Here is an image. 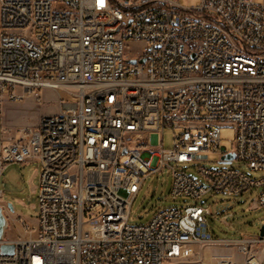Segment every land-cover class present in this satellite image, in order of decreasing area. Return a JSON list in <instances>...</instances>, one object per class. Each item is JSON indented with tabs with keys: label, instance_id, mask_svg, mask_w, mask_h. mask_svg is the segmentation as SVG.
<instances>
[{
	"label": "built area",
	"instance_id": "2783aa9c",
	"mask_svg": "<svg viewBox=\"0 0 264 264\" xmlns=\"http://www.w3.org/2000/svg\"><path fill=\"white\" fill-rule=\"evenodd\" d=\"M259 1L0 0V123L6 103L59 95L58 111L37 129L2 126L0 177L10 164L36 161L44 186L35 226L13 215L19 238L0 241V264H264L254 251L264 237H214L200 205L129 224L144 181L165 168L175 198L259 189L264 208V178L204 165L210 154L223 165L234 154L230 164L264 173ZM225 124L235 130L231 151L221 146ZM172 164H197L207 185ZM3 245L14 253L2 254ZM218 248L242 259L206 252Z\"/></svg>",
	"mask_w": 264,
	"mask_h": 264
},
{
	"label": "rangeland",
	"instance_id": "374dc122",
	"mask_svg": "<svg viewBox=\"0 0 264 264\" xmlns=\"http://www.w3.org/2000/svg\"><path fill=\"white\" fill-rule=\"evenodd\" d=\"M184 7L192 8L200 0H180ZM264 5V0L259 1ZM139 50L127 51L128 57H133ZM62 96L70 100L65 94ZM43 101L39 104L35 97H29L21 102L6 103L1 115L0 135L2 126L11 128L31 127L37 129L41 119L47 115L55 114L58 111L59 95L53 91H45L42 94ZM163 146L165 149L174 147V132L165 130L162 134ZM235 130L230 124H225L221 129V146L231 151L234 147ZM209 162L204 163L208 169L212 170H238L254 180L264 178V173L253 172L247 165L240 161H234L232 164L223 165L218 161V154H210ZM179 170L187 169V173L200 180L197 173V164L194 165H176ZM40 164L36 161L26 164H10L4 170L0 177V189L2 198L0 204H11L14 213L8 215L9 226L6 236L11 239L19 238V231L16 230V217L25 218L31 225L35 226L39 214L37 188L40 181ZM173 184L172 171L165 168L146 178L142 189L134 200L131 207L129 224L131 226L148 225L155 215L166 209H181L186 206L200 205L210 211L208 216V225L210 232L214 237L223 240H237L242 237L259 238L260 230L264 226V208L259 207L258 198L260 190H252L244 194L229 193H209L200 200L185 197H173L171 195ZM207 185V184H206ZM5 208V206H3ZM6 209V208H5ZM8 210V209H6ZM7 212V211H6ZM9 212V210H8ZM18 229L20 227L18 226ZM21 231V229H20ZM254 251L264 258V245L255 247ZM211 255L232 256L236 260H241L242 256L236 249H208ZM206 260L210 262L207 257Z\"/></svg>",
	"mask_w": 264,
	"mask_h": 264
},
{
	"label": "water",
	"instance_id": "95a60500",
	"mask_svg": "<svg viewBox=\"0 0 264 264\" xmlns=\"http://www.w3.org/2000/svg\"><path fill=\"white\" fill-rule=\"evenodd\" d=\"M132 63H135L133 61ZM235 158L234 154H228L224 160L226 164H230L231 161ZM8 210L10 213H14V208L11 204H8ZM9 226V218L6 212V209L3 206H0V241H4L6 238V232ZM264 237V226L260 230V238ZM1 252L4 255H12L14 253V245H3L1 247Z\"/></svg>",
	"mask_w": 264,
	"mask_h": 264
},
{
	"label": "bare ground",
	"instance_id": "6f19581e",
	"mask_svg": "<svg viewBox=\"0 0 264 264\" xmlns=\"http://www.w3.org/2000/svg\"><path fill=\"white\" fill-rule=\"evenodd\" d=\"M89 133H98V126H89ZM44 186V177H40L39 187Z\"/></svg>",
	"mask_w": 264,
	"mask_h": 264
},
{
	"label": "crops",
	"instance_id": "0c3cea01",
	"mask_svg": "<svg viewBox=\"0 0 264 264\" xmlns=\"http://www.w3.org/2000/svg\"><path fill=\"white\" fill-rule=\"evenodd\" d=\"M28 163H30V162H28ZM38 187H39V186H38ZM37 191H39L38 188H37ZM0 206H7V208H8V204L1 203ZM6 211H7V214H8V215L11 214L10 211H9V212H8V210H6ZM6 238L9 239V240H11V238L9 237V235L6 236Z\"/></svg>",
	"mask_w": 264,
	"mask_h": 264
}]
</instances>
